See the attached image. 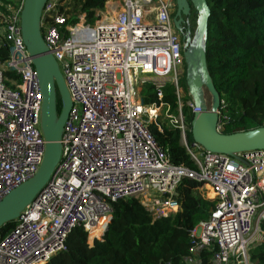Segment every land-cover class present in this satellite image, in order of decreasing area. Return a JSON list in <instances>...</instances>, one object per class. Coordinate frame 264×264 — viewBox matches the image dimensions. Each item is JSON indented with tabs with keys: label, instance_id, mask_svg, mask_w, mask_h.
Masks as SVG:
<instances>
[{
	"label": "built area",
	"instance_id": "2783aa9c",
	"mask_svg": "<svg viewBox=\"0 0 264 264\" xmlns=\"http://www.w3.org/2000/svg\"><path fill=\"white\" fill-rule=\"evenodd\" d=\"M174 6L175 0H109L93 24L86 23L85 14L71 24L69 0L47 1L42 35L64 76L72 108L50 183L16 225L0 233V264H47L67 249V238L78 226L92 244L109 225L118 199L138 197L154 218L173 216L184 178L201 182L202 194L215 200L209 218L192 230L191 252L207 247L214 250L213 264H255L250 246L263 240L264 150L241 153V161L189 141L179 77L185 59L171 19ZM22 7L7 27L11 55L0 66V204L37 174L46 152L43 94L22 35ZM7 68L20 82L7 77ZM150 81L160 98L166 83H173L179 114L167 115L180 129L194 169L176 165L148 128L165 108L142 102V87ZM187 105L194 113L202 111L193 99ZM220 117L217 131L223 132L229 116L220 111Z\"/></svg>",
	"mask_w": 264,
	"mask_h": 264
},
{
	"label": "trees",
	"instance_id": "16d2710c",
	"mask_svg": "<svg viewBox=\"0 0 264 264\" xmlns=\"http://www.w3.org/2000/svg\"><path fill=\"white\" fill-rule=\"evenodd\" d=\"M109 0H69V21L78 22L85 14L86 23L93 24L97 11L104 10ZM24 0H0V66L11 55L7 27ZM210 7L207 66L221 99L220 110L229 116L223 132L233 134L264 126V0H207ZM194 18L196 10L191 8ZM9 79L20 82L19 75L7 68ZM155 81L142 87L145 105H164L156 122L148 123L159 146L176 165L194 169L195 163L181 141V132L167 115L179 114V99L173 83L167 82L158 95ZM183 86V115L188 126V139L193 142L192 121L195 113L187 105L191 96L186 72ZM224 102V103H222ZM62 104L58 96V106ZM168 113L166 112V109ZM62 109V107H61ZM60 107L58 111L61 112ZM202 183L184 178L177 188L178 212L170 217L154 216L146 210L140 198H122L113 203V214L101 238L89 242V234L78 226L69 234L67 249L54 254L47 264H213L214 250L207 247L196 253L192 230L207 220L215 208V200L204 196ZM16 221L0 231L7 234ZM263 240L250 249L251 260L264 264V220L261 223Z\"/></svg>",
	"mask_w": 264,
	"mask_h": 264
},
{
	"label": "water",
	"instance_id": "95a60500",
	"mask_svg": "<svg viewBox=\"0 0 264 264\" xmlns=\"http://www.w3.org/2000/svg\"><path fill=\"white\" fill-rule=\"evenodd\" d=\"M48 0H24L21 11V29L29 56L38 72L43 106L41 128L46 140V152L37 174L10 193L0 204V231L16 221L25 208L50 183L62 156L61 138L65 122L72 108V100L59 64L46 45L41 27L43 9ZM178 13L196 10L197 26L194 36H184V59L189 94L202 111L192 121L193 139L207 150L226 154L244 161L241 153L264 150V126L233 134L217 131L220 121L221 99L207 66L206 42L210 7L207 0H177ZM179 25V21L176 22ZM205 89L212 95L210 107L204 96ZM58 96L62 110L58 111ZM108 226L104 229L106 231Z\"/></svg>",
	"mask_w": 264,
	"mask_h": 264
},
{
	"label": "flooded vegetation",
	"instance_id": "af4514ba",
	"mask_svg": "<svg viewBox=\"0 0 264 264\" xmlns=\"http://www.w3.org/2000/svg\"><path fill=\"white\" fill-rule=\"evenodd\" d=\"M177 0H175V6L171 10V19L173 21L174 30L180 35L181 41L183 44V48L185 45L184 36L191 35L192 37L195 34L196 26L193 24V16L192 11L190 13H181V15L177 16L178 13V7H177ZM177 21H179V25H177ZM184 54V49H183Z\"/></svg>",
	"mask_w": 264,
	"mask_h": 264
},
{
	"label": "rangeland",
	"instance_id": "374dc122",
	"mask_svg": "<svg viewBox=\"0 0 264 264\" xmlns=\"http://www.w3.org/2000/svg\"><path fill=\"white\" fill-rule=\"evenodd\" d=\"M193 16V15H192ZM192 21H193V24L195 25V26H197V18H194L193 17V19H192ZM180 69V71H182L181 73H180V85L182 86V88L184 89V93H186V90H185V88H184V86H183V80H184V75H185V72H186V63H185V65L184 66H182V67H180L179 68ZM187 78V77H186ZM188 87V86H187ZM189 91V90H188ZM186 95V94H185ZM204 96H205V99H206V101H207V105H208V107H210L211 106V104H212V95L210 94V92L207 90V89H205V92H204ZM192 98V97H191ZM183 100H185V96H183ZM63 105L60 103V105L58 106V107H60V109H61V107H62ZM62 110V109H61ZM162 111L163 110H161L160 112L162 113ZM162 114H164V113H162ZM155 121V119L153 118L152 119V121H151V123L152 122H154ZM261 242V241H260ZM257 243H259V242H257ZM257 243H254V244H252L251 246H250V249H251V247H253L255 244H257Z\"/></svg>",
	"mask_w": 264,
	"mask_h": 264
}]
</instances>
